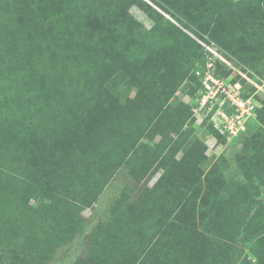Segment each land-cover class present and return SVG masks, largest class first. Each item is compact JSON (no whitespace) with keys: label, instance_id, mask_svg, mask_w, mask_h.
<instances>
[{"label":"trees","instance_id":"16d2710c","mask_svg":"<svg viewBox=\"0 0 264 264\" xmlns=\"http://www.w3.org/2000/svg\"><path fill=\"white\" fill-rule=\"evenodd\" d=\"M220 1L0 0L6 15L0 16V264H48L70 229L49 227L47 213L65 218L67 227L77 220V209L92 206L126 165L135 185L163 169L152 189H161L174 203L172 210L179 208L166 227L176 225L178 245L188 246L187 224L191 218L195 223L197 214L202 219L203 199L218 188L212 192L207 181L221 158L209 163L206 146L195 135V103L176 95L202 88L196 72L205 66L204 51L157 7L186 29L208 33L226 55L264 78L258 67L264 65V0ZM131 5L154 24L143 29L129 13ZM204 7L211 12L202 13ZM261 103L249 121L252 130L240 137L264 136V98ZM207 124L220 141L229 138ZM190 180L194 216L186 223L175 185ZM146 189L142 185L129 206L126 196L117 198L113 219L88 233L89 252L73 264H141L142 252L158 236L156 221L142 227L151 230V238L134 244L140 228L128 215L149 198ZM30 198L41 200L39 207L28 206ZM39 215L44 220L36 231ZM7 229L15 234L8 243ZM13 243L21 251L9 260ZM236 251L234 262L241 254Z\"/></svg>","mask_w":264,"mask_h":264},{"label":"rangeland","instance_id":"374dc122","mask_svg":"<svg viewBox=\"0 0 264 264\" xmlns=\"http://www.w3.org/2000/svg\"><path fill=\"white\" fill-rule=\"evenodd\" d=\"M217 1L221 2L220 0ZM226 1L223 0L222 2L225 3ZM230 1L238 2L240 0ZM157 9L166 18L185 29L201 44L205 54V66L199 68L196 74L201 78L202 88L207 64L211 62L212 67L208 70L210 74L224 79L227 84L238 83L240 96L251 97L255 109L261 108V99L264 98V78L259 73L243 65L233 56L226 55L225 50L215 40L211 39L208 33L198 35L195 31L186 29L167 11L159 7ZM208 12H211V9L204 7L202 13ZM129 13L143 29H148L154 24L136 5L130 6ZM0 16L6 17L1 7ZM260 62L263 64L264 59ZM221 65L228 70V73H223L219 69ZM259 66L260 69L264 70V65L258 64ZM202 88L193 95L182 90H178L176 93L178 99L185 104L195 103L192 109L195 135L205 144V156L209 159V163H212L219 156L221 158L214 175L210 176L207 181L212 192L214 188H218L215 189L211 197H208L209 194L205 197L208 198L207 200L203 199L204 202L200 209L202 219L200 221L198 214L195 223L191 218L195 204L191 198V194H193V192L191 193V180L186 183L179 181L177 185L174 184L175 188L177 186L179 197L183 200V210H181L185 215L183 219L188 223L191 218V222L187 224L189 231L186 239H190L188 246L183 250L178 245L179 242L172 246L165 241L164 235L172 232V229L176 227V225L170 224L167 228L166 224L169 220L176 219V211L178 213L179 208L172 210L174 203L170 202L169 198H164L163 193H160L161 189H152L155 182L160 178L163 169H158L151 178L144 180L146 185L144 182L141 185H135L129 172V166L126 165L115 172V175L103 187L92 206L77 209L75 217L77 220L71 221L67 227L65 218L47 213L46 218L49 227L59 225L61 230L70 229L69 233H62V236L68 240L56 246L54 255L48 264H73L78 258H85L90 249V243L86 237L88 233L101 221L113 219L112 211L118 207L117 198L119 196H126L128 200L125 201L124 205L129 206L142 185L147 187L146 193L149 198L145 197L144 200L139 201L137 214L129 213L130 215H128L129 221L135 225L138 224L140 228L134 231L138 234L132 236L135 238L134 244L142 245L145 240L151 238V230L144 231L143 224H152L156 221L155 227L158 236L154 237L156 240L153 246L146 247L145 251L142 252L141 264H238L240 261L245 264H264L262 261L264 260V182L261 183L258 177L262 175L264 180V136L240 137L243 132L248 133L251 129L249 121L256 119V112L246 121L244 128L236 136L233 138L229 136L225 142H222L216 135L208 131L207 122L209 123V119L207 117L209 116L204 117V112L194 110L198 105V94ZM250 88H253L252 91ZM79 120L83 121L85 118L80 117ZM245 143L250 146L245 148ZM180 155L181 153L178 152L176 158H179ZM192 172L194 176L199 175V169L196 167ZM204 178L203 174L202 182ZM129 186L132 187L130 193L128 195L122 194L123 188ZM252 188L255 190V195L249 194ZM40 203L41 200L37 201L34 198L27 201V205L33 208L37 205L39 207ZM43 220L40 215L36 217V225L38 224L36 231L39 230V224ZM79 226H81V230L76 228ZM4 233L10 236L6 240L7 243L12 240L11 235L15 236L14 232L9 233L8 229ZM172 234L176 236L175 240L177 238L175 230ZM14 247V243L11 248L8 246L10 248L8 250V254H10L7 256L9 260L14 254L16 255L21 251V248ZM237 249L241 251V254L238 260L234 262L235 257H237Z\"/></svg>","mask_w":264,"mask_h":264},{"label":"built area","instance_id":"2783aa9c","mask_svg":"<svg viewBox=\"0 0 264 264\" xmlns=\"http://www.w3.org/2000/svg\"><path fill=\"white\" fill-rule=\"evenodd\" d=\"M211 67L210 62L194 110L204 112V117L209 116L214 127L233 138L253 116L255 104L251 97L240 96L238 83L227 84L224 79L210 74Z\"/></svg>","mask_w":264,"mask_h":264},{"label":"crops","instance_id":"0c3cea01","mask_svg":"<svg viewBox=\"0 0 264 264\" xmlns=\"http://www.w3.org/2000/svg\"><path fill=\"white\" fill-rule=\"evenodd\" d=\"M140 237H141V235H140ZM164 237H165V241H166L169 245H172V246H175L176 243H177L176 240L179 239L178 236H177V238L174 240V238H175L176 236L173 235L172 232H170V233H168V234L166 233V235H164ZM174 241H175V242H174Z\"/></svg>","mask_w":264,"mask_h":264}]
</instances>
